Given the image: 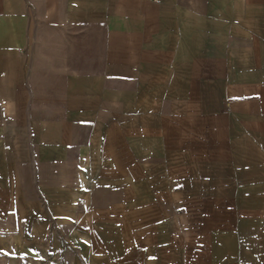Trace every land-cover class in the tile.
I'll return each mask as SVG.
<instances>
[{
  "label": "crops",
  "instance_id": "crops-1",
  "mask_svg": "<svg viewBox=\"0 0 264 264\" xmlns=\"http://www.w3.org/2000/svg\"><path fill=\"white\" fill-rule=\"evenodd\" d=\"M0 264H264V0H0Z\"/></svg>",
  "mask_w": 264,
  "mask_h": 264
}]
</instances>
